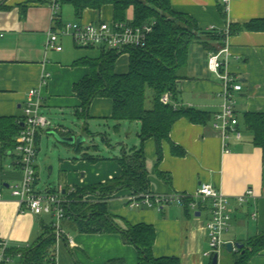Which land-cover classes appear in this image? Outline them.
Instances as JSON below:
<instances>
[{"label":"crops","instance_id":"crops-1","mask_svg":"<svg viewBox=\"0 0 264 264\" xmlns=\"http://www.w3.org/2000/svg\"><path fill=\"white\" fill-rule=\"evenodd\" d=\"M48 3V0H0V118L22 121L29 91L39 89L42 114L52 124L37 138L36 189L43 192L40 186L47 168L58 188L67 192L74 189V194L86 190L83 201L87 203L104 200L108 213L120 227L139 224L154 227L155 258H176L180 264H213V258L205 255L209 251V205L199 204L189 210L177 204L161 210L146 204L131 207L130 200L136 195L131 189H121L109 197L87 191L120 178L122 167L118 160L136 156L141 149L148 183L145 194L181 193L199 203L196 193L206 183L231 198L230 226L222 239L224 245L232 243L234 247L231 253L225 248L221 250L218 264H235L240 250L235 245L245 246L250 239L264 234V148L254 145L253 133L243 122L247 113H264V30L242 31L226 38L221 46L208 42V46L219 48L218 51L198 42L190 46L177 95L165 104L176 110L201 112L210 119L202 124L181 116L169 138L159 146L152 138L141 140V122L115 120L109 98L94 99L83 112L74 87L90 74V63L101 60L103 50L77 47L66 37L61 40L63 51L46 52L47 34L53 28ZM170 3L174 12L192 18L203 32H209L211 27L225 31L231 25L264 20V0H230L227 7L223 0H170ZM72 9L74 23L114 21L112 6L101 11L86 10L81 19ZM61 17L62 24L69 18V11L64 12L63 7ZM133 19L130 11L126 22L133 23ZM151 21L154 19L146 23ZM128 52L117 53L120 55L116 61L117 74L128 73ZM211 54H220L224 62L221 73L242 85V90L234 93L241 140L233 137L226 140L214 127L215 115L222 109L224 82L209 70ZM46 75L48 81L43 86ZM146 107L151 108L152 102H147ZM53 133L63 137L85 136L86 142L78 150L64 145L53 148L57 145ZM17 161L16 148L5 153L0 143V186L4 195L0 201V240H6L14 253L34 248L54 230L52 219L22 212L12 197L10 188L23 177ZM57 187L49 186L46 191ZM248 189L254 191L255 199L240 205L236 198ZM63 226L72 244L67 240L56 242L51 251L57 264H139L137 249L127 244L120 233H83L74 216ZM13 264H24L22 257L16 255ZM248 264H264V251L252 256Z\"/></svg>","mask_w":264,"mask_h":264},{"label":"trees","instance_id":"trees-1","mask_svg":"<svg viewBox=\"0 0 264 264\" xmlns=\"http://www.w3.org/2000/svg\"><path fill=\"white\" fill-rule=\"evenodd\" d=\"M62 7L71 5L75 15L81 19L86 10L101 11L105 6L114 8V21L125 22L130 11L133 12V24L142 25L154 19L156 25L145 48L129 49V71L116 73V61L120 56L116 52L103 50L99 62H91V72L74 91L82 102L83 112L98 97L109 98L113 102V118L120 121H139L142 129L140 138L144 142L154 139L160 146L169 138L174 123L186 116L193 123H206L207 114L193 110H176L163 102V97L177 95L178 81L183 79L182 70L188 59L189 48L198 42L211 50L219 48L208 46V42L223 44L227 36L224 31L203 32L189 16L173 11L170 0H60ZM264 30V20L249 24L230 26L229 36L242 31ZM152 92V107L147 108V91ZM244 126L253 133V143L264 148V113H247ZM23 129V122L14 118H0V143L5 153L16 148V137ZM94 160L93 158H89ZM122 167L121 177L106 185L93 186L87 191L109 197L121 189H131L136 195L147 193L145 160L143 151L133 157L118 160ZM86 190L72 194V204L68 207L71 218L76 220L79 230L87 234L120 233L124 241L138 251L139 264H180L176 258L157 259L153 255L156 239L154 227L139 224L120 227L106 208L105 201L87 203L83 201ZM105 199V198H102ZM186 201L185 208L189 210ZM74 206V207H73ZM72 215V216H71ZM56 238L49 233L30 250L13 252L20 255L24 264H52L55 260L51 249ZM264 251V234L250 239L237 251L235 264H248L252 256Z\"/></svg>","mask_w":264,"mask_h":264},{"label":"built area","instance_id":"built-area-1","mask_svg":"<svg viewBox=\"0 0 264 264\" xmlns=\"http://www.w3.org/2000/svg\"><path fill=\"white\" fill-rule=\"evenodd\" d=\"M52 17L53 28L48 32L45 43L46 52H61L63 46L61 40L68 37L75 46L80 48H98L105 51L112 50L116 53L128 51L129 49L145 48L148 39L153 33L156 21H151L142 25H134L128 22L99 21L93 23H64L62 24L60 0H48ZM226 7L230 0H223ZM59 26V27H58ZM217 30L211 27L210 31ZM225 34L229 37V28ZM209 70L218 74L224 82V90L221 94L223 99L221 111L215 115V129L224 135V139L231 137L241 140L242 132L239 130L238 112L236 109L235 92L242 90V85L229 76L222 74L224 66L220 54H211L209 57ZM48 75L44 76L42 85H46ZM39 89L29 91L23 108V129L17 139L16 151L18 153V167L22 173V180L10 188L12 197L18 203L22 212H30L35 216H50L53 219V229L56 242L63 240L71 245L72 239L66 233L63 223L71 219L68 207L72 204V194L62 187L54 191L40 192L36 189L37 171L36 159L38 155L37 138L47 128H51V122L42 114L43 100ZM169 95L163 97V102L168 103ZM196 203L194 198L187 194L153 195L141 194L131 198V207H139L146 204L148 207H156L161 210L166 205L177 204L185 206L186 201L189 208L195 209L201 206H210L211 218L207 223L209 251L206 256L213 258L224 248L223 234L228 230L231 221L230 205L231 198L222 191L216 189L211 184H201L196 193ZM255 199V193L248 189L243 195L238 196L236 201L241 205ZM4 200L2 187L0 186V201ZM256 217V214L253 216ZM14 254L6 240H0V264H13ZM52 264H57L56 260Z\"/></svg>","mask_w":264,"mask_h":264},{"label":"water","instance_id":"water-1","mask_svg":"<svg viewBox=\"0 0 264 264\" xmlns=\"http://www.w3.org/2000/svg\"><path fill=\"white\" fill-rule=\"evenodd\" d=\"M63 132H66V130L63 129ZM53 138H54L55 142L57 143V145L54 146L53 148H59L58 146L64 145V146L75 147L76 150H78L80 148V146L86 142L85 136L63 137V136H60V134H58V133H53ZM196 215L200 216V213H197ZM235 246L237 247V249H241L243 247L242 245H239V244H236ZM233 247H234V245L232 243H227L224 245V248L229 253H231L233 251ZM218 260H219V255L215 254V256L213 257L212 263L218 264Z\"/></svg>","mask_w":264,"mask_h":264},{"label":"rangeland","instance_id":"rangeland-1","mask_svg":"<svg viewBox=\"0 0 264 264\" xmlns=\"http://www.w3.org/2000/svg\"><path fill=\"white\" fill-rule=\"evenodd\" d=\"M73 7L69 6V5H64L63 6V10L65 12V10L69 11V18L67 20V22H65L66 24L67 23H74L75 21V18L73 16ZM152 92L150 90L147 91V99H148V102H151V99H152ZM100 143V141H99ZM37 161V160H36ZM46 167V166H45ZM47 184H49V186L52 187V189H54L55 187H57L59 184H57V182H53V179L49 177V172H48V169L45 168L44 169V175H43V178H42V184L40 186V189L41 191L45 192L46 191V188L49 187L47 186ZM56 185V186H55ZM58 188V187H57ZM48 218L52 219V217L48 216ZM53 220V219H52ZM64 224V223H63Z\"/></svg>","mask_w":264,"mask_h":264}]
</instances>
